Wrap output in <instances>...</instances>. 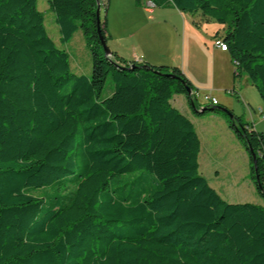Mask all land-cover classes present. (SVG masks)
<instances>
[{
  "label": "trees",
  "instance_id": "1",
  "mask_svg": "<svg viewBox=\"0 0 264 264\" xmlns=\"http://www.w3.org/2000/svg\"><path fill=\"white\" fill-rule=\"evenodd\" d=\"M46 1L62 44L82 31L91 77L72 73L37 0H0V264H264V206L209 186L172 100L226 117L262 197L264 133L198 107L180 67L106 57L95 0ZM149 1L223 26L214 38L264 102V0ZM99 28L107 43L106 17Z\"/></svg>",
  "mask_w": 264,
  "mask_h": 264
},
{
  "label": "rangeland",
  "instance_id": "2",
  "mask_svg": "<svg viewBox=\"0 0 264 264\" xmlns=\"http://www.w3.org/2000/svg\"><path fill=\"white\" fill-rule=\"evenodd\" d=\"M37 8L44 16L45 29L50 38L68 53L72 73L90 78L91 54L82 31L62 44L47 1L37 0ZM174 9L176 12L166 10L160 14H150L148 12L154 9L147 7L145 0L141 6H136L135 0H101L100 20L106 17L109 35L112 33L118 45L128 52L137 44L151 43V53L158 65L179 67L185 57L186 65L192 69L191 78L194 82L188 78L194 86L193 94L198 107L211 106V101L216 100L214 106L226 108L234 117L252 124L256 132L264 133V102L258 90L250 84L245 73L235 75L228 52L214 54L209 48L215 44L208 32L213 23H218L202 22L205 28H201L197 24L200 20L198 13H182ZM152 16L154 19H150ZM184 18L187 19L188 27L193 29L185 47L182 39ZM107 45H111L110 40ZM111 87L108 80L104 96ZM179 99L184 98L180 96ZM172 104L181 108L178 101L172 100ZM188 114L201 144L199 172L209 186L228 203L264 206V197L257 192L250 177L248 151L229 128L226 117L213 111L202 115Z\"/></svg>",
  "mask_w": 264,
  "mask_h": 264
},
{
  "label": "crops",
  "instance_id": "3",
  "mask_svg": "<svg viewBox=\"0 0 264 264\" xmlns=\"http://www.w3.org/2000/svg\"><path fill=\"white\" fill-rule=\"evenodd\" d=\"M147 1H149V0H147ZM153 9H154V11L150 10L149 12L148 11L147 12L150 14H160V13L166 12V10H171V12L173 10L175 11V9L173 7H167V8H156V7H154ZM150 19H154V16L150 17ZM209 22H211V21H205L202 24L209 23ZM123 23H124V21H123ZM202 24H199V26L201 28L204 26ZM122 25H125V24H122ZM188 26L189 25L187 24V19L184 18L183 23H182V39H183L184 47L186 45L188 38L191 37L190 33L193 30V29L189 28ZM212 26L213 27L208 32V35H210L215 42V40H216V38H214L215 35H217V33H219V37H221L224 34L225 28L219 24H214V23ZM187 27L189 28L188 31H187ZM204 28H205V26H204ZM59 39H60V37H59ZM110 43H111V45L108 47H109L110 51L112 52V55L114 57H116V59H118V60H123L125 63L135 62V63H139V64H143V65H146V64L158 65L154 56L151 53V49L153 48L152 45H150L151 43L146 44L147 46L142 45V44H137V45H135V48L133 50H130V52H128L126 49H124V48L120 47V45H118V43L116 42L114 35L112 33L110 34ZM209 44L211 46V40H210ZM209 48H210V50H212V52L214 54H220L221 55V54L226 53V51H221L215 45H213V47H209ZM179 67L184 72V74L187 76V78L190 77V79L194 82L193 78H191L192 77L191 76L192 75L191 74L192 69L186 65L185 57L182 58ZM191 80H190V82H191ZM179 98H180V96H175L173 98V101H175V102L178 101V105L181 108L174 106V104H172V105L174 107H176L183 115H185L192 122V120L190 119L189 114H188V113H193L192 110L189 108V106L186 102V99L184 97H183L184 99H179ZM186 106H188V107H186ZM181 109H184V111ZM200 153H201V144H200ZM199 156H200V154H199Z\"/></svg>",
  "mask_w": 264,
  "mask_h": 264
},
{
  "label": "water",
  "instance_id": "4",
  "mask_svg": "<svg viewBox=\"0 0 264 264\" xmlns=\"http://www.w3.org/2000/svg\"><path fill=\"white\" fill-rule=\"evenodd\" d=\"M95 3H96V12H95V14H96V20H97V35H98V39L100 41V45L102 47L104 55L106 57H111L112 52L110 51L105 39L103 38V36L101 34L100 28H99L101 2H100V0H95ZM143 67L147 68V69H150L148 64L144 65ZM187 93L190 96L192 94V91L190 89H188ZM218 109H220L223 112H226L230 119H232L234 117L233 114L230 111H228L226 108L219 107ZM209 110L212 111L213 108H210ZM205 111L206 110L204 109L202 113H204ZM199 112H201V111H199ZM250 153H251V156H252V159H253V165L255 167V165H256L255 155L253 154L252 150H250ZM257 184H258V181H257Z\"/></svg>",
  "mask_w": 264,
  "mask_h": 264
},
{
  "label": "built area",
  "instance_id": "5",
  "mask_svg": "<svg viewBox=\"0 0 264 264\" xmlns=\"http://www.w3.org/2000/svg\"><path fill=\"white\" fill-rule=\"evenodd\" d=\"M146 6L149 7V8H154V4L151 2V1H146ZM215 46L217 48H219L221 51H226L227 50V47L225 44H223L220 40L216 39L215 42H214ZM211 104L212 105H216L217 102L215 100H212L211 101ZM264 117V116H262Z\"/></svg>",
  "mask_w": 264,
  "mask_h": 264
}]
</instances>
